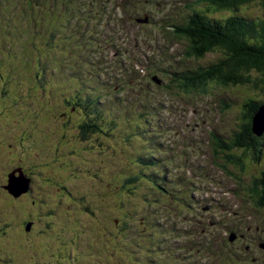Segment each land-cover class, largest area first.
<instances>
[{"label": "rangeland", "instance_id": "obj_1", "mask_svg": "<svg viewBox=\"0 0 264 264\" xmlns=\"http://www.w3.org/2000/svg\"><path fill=\"white\" fill-rule=\"evenodd\" d=\"M22 1L24 4L18 0H4V5L0 3V197L7 193L4 188L10 185L9 175L19 177L20 175L16 173L15 169L22 168L23 163L26 164V168L34 167L33 171H29L30 175L27 174L26 169L23 173L25 172L30 180L32 178L35 181L32 183L31 192L23 195L24 200L21 201L20 206L14 207V204L5 197L0 198V204L3 207V209L0 208V264H151L152 262L163 264V256L166 255V259L169 261L168 254L170 253H174L180 258L187 253V243L178 238L177 241L168 246L165 243V237L162 236L161 229H158V225L166 222L165 228H167L169 224L175 223L178 230L184 231L189 224H183L174 218L160 220L157 212L164 209V205L158 204V200L162 196L165 198L166 196L162 193L156 196L155 189L146 180L142 179L138 183H127L126 178L135 174L134 169L121 170L138 154V142L140 140L146 141L143 151L149 155H151L152 149L148 146L156 145L164 150L160 136L157 135L161 146L149 136L138 135L139 130L144 129L142 125L131 127L127 121L121 122L119 118L115 120L116 125L112 128L110 137L101 138L105 136L102 130L111 129V119H108L106 127L105 120L107 117L93 113L91 103L96 100L93 97L95 95L98 97V93L92 92L91 95L83 93L78 99L73 100L77 110H73L71 105H67L65 101L72 98L75 89L81 90L80 86L84 83L98 78H100L99 82L93 87L113 86L115 88L119 82L124 83V79H126L128 84L134 85L133 88L136 90V94L131 98L144 100V93L141 92L142 85L138 82L139 73L126 70L124 65L122 68H117L116 64L105 63L101 60L103 58L98 55L92 56L97 59L98 63L87 60L84 40L68 31L75 25L77 28L82 25L76 18L78 8L71 10L68 0H53V9L47 7L48 3L51 7V0L48 3L46 0ZM107 1L109 5L105 20L110 21L109 15L113 0ZM177 1L179 0H153V2L150 1L151 3L146 4L145 0H126L125 16L132 21L144 17L145 13L153 15L151 10L158 13L160 5L165 7L162 15H171L176 10H182L179 8L181 6L177 5ZM260 5L252 3L251 6H247L248 14L256 19L262 17L263 8ZM170 9L171 11H169ZM183 10L184 13L187 9L183 8ZM149 25L144 23L143 29L139 31L141 33L138 35L139 38L144 37L147 44L152 41H161L165 46L170 44L168 40H173L170 45L172 48L169 47L174 50L172 53L184 54L186 42L175 39L170 34L159 31V29L155 30ZM131 27H134L132 22ZM91 48L93 51L92 46ZM186 48L189 49L190 46L187 45ZM145 52L147 53L146 49ZM221 57L222 53L213 49L200 63L201 65H208L209 62L216 61ZM153 59L154 57H151L149 61ZM192 61L194 64L196 63L195 60ZM18 81L24 84L19 87L24 90L19 96ZM30 85L31 91L24 102L27 104L32 100V109L31 107H21L23 94ZM178 91L184 98L181 101H170L168 104L172 106V110L185 116L194 112L204 114L200 119L192 117L194 121L207 120L205 114H208L212 118L213 127L218 129L223 140H231L233 134L238 132L240 127L243 132L249 130L248 117L251 116V111L246 107L248 104H252L253 98H257L255 103L264 102V93L261 90L253 89L250 85L238 84L222 87L210 84L207 93L200 92L201 96H198L197 93H189L188 95L179 89ZM122 94L130 97L126 91H123ZM169 94L172 97H181L180 95H173L171 91ZM156 101L158 103L164 102L162 98L157 97L152 101L148 100L147 103H155ZM225 102L228 104L226 107ZM103 103H105L108 111L111 105L103 97L98 101L97 106L101 107ZM112 111H115V108H112ZM116 113L123 115L124 118L127 117L126 109L117 110ZM107 115L109 116V114ZM87 119L95 122L100 132L92 135L96 140L89 144L96 148L85 151L82 143L78 142L72 135L79 136L89 133L90 130L80 129L81 124L85 123ZM169 119L174 122L172 114ZM65 130L67 131L65 132ZM184 134L192 136V134L185 132ZM204 135L207 136L206 133ZM186 145L187 141L180 140L177 149L182 150ZM145 152H141L140 158L137 159L141 171H146L151 164L154 165L149 161L151 158L148 160V156L141 157ZM192 152L194 159H196L198 150ZM236 152L240 154V158H233L232 156L228 164V159L223 154L224 151L218 145L210 146L209 152H207V158L218 169L215 168L216 171H219V190L232 191L230 196L236 209L233 217L230 214L228 217L225 215V218H222L223 214L220 211L222 204L218 203L212 205L208 213L216 212L219 215L218 220L223 221L228 229H234L236 222L239 223L237 230H240L239 227L241 226H249L250 223L264 225L262 206L259 203V207L256 205L255 200L250 196V192H248L249 195L244 196L247 188L251 187L253 179L261 177L260 174L264 170V155L259 160L251 158L260 152L257 145L243 156L241 151ZM156 154L153 157L162 160L165 165H177L180 162L178 156L168 155V159H164L165 154L161 151H157ZM221 161L224 162L225 166L222 165ZM143 162L147 164H143ZM206 163L208 164V162H202L196 167L197 173L204 175L205 172H209ZM22 169L24 170V168ZM101 170L108 177H103L102 179L106 181L103 182L102 186L97 187L98 172ZM150 171L148 170L146 173ZM112 172L116 175L110 178ZM60 179L72 183L69 186L71 190L66 189L68 190L67 193L78 194L82 192L84 193L82 201H88L80 206L76 201L75 204L72 201L71 208L57 205V218H53L47 215L40 203L56 204L54 201L58 199L56 197L58 189L51 186L50 183L58 182ZM107 180H110L111 183ZM113 182L125 185L124 189L119 190L120 197L116 198L120 202L118 206L125 211L127 210L130 216L126 222L127 227H129L126 236L119 237L117 240L106 238L105 233L109 230H99L103 219L97 222V216L93 215V213L103 212L104 199L99 198V204H97V195H101L99 192L105 191L106 195L109 196L112 192ZM208 182V180L203 179L201 183H194V186L203 187L208 185ZM21 184L22 181L15 182L17 188H20ZM126 184L132 185L134 189L129 191L130 188L126 187ZM41 186L47 187L40 190ZM171 188L178 187L175 185L168 187V191ZM33 189L38 195V198L35 199L38 201L37 207L32 203ZM60 195L63 198L70 196L64 192H61ZM177 195L180 198V195ZM194 195L195 193H192L190 197ZM206 197L207 195L204 196V199ZM211 197L215 198V194L212 193ZM195 200L198 203L201 202L198 198ZM24 203L27 205H23ZM178 205V202H175L172 206ZM91 208L94 209L93 212ZM227 208L230 213L231 205H228ZM111 211L122 212L115 209L108 210V212ZM199 211L204 212L201 209ZM119 213L112 214V216L114 218L124 216L123 213L122 215ZM197 213L203 220L202 225L206 224L211 216L212 218L215 217V215ZM77 214L85 215L86 219ZM108 215L109 213H107L106 218ZM88 219L96 223L93 225L91 222H87ZM26 222L27 224L30 223L29 228L25 224ZM106 223L107 219L104 221V224ZM105 228L115 229L118 227L114 225L111 228L108 226ZM147 232L150 233L149 238L145 234ZM235 232L237 231L235 230ZM203 233L195 238L193 235L191 237L194 241L206 240L208 237ZM261 234L263 236L262 241H264V230ZM219 244L228 245L227 250L233 254L229 264H255L244 248L239 247L238 244H229L225 233L220 236ZM147 247L150 250L147 252L148 256L144 253ZM247 248L250 250L253 248L254 257L257 259L256 261H259L257 264H264V250L257 246L254 239L247 242ZM222 250L223 247L221 246L219 251ZM197 260L198 257L189 252L180 260V263L177 262L174 255H172L170 262L173 264H190L197 262ZM210 261L213 264L222 263V260L217 257L212 258L210 256L207 264Z\"/></svg>", "mask_w": 264, "mask_h": 264}, {"label": "trees", "instance_id": "obj_2", "mask_svg": "<svg viewBox=\"0 0 264 264\" xmlns=\"http://www.w3.org/2000/svg\"><path fill=\"white\" fill-rule=\"evenodd\" d=\"M203 1L210 4L207 8H209L212 13L223 16L215 18L208 17V19L199 18L198 21H194L195 29L189 30L191 33L186 32L185 30L181 31L180 28L179 31L181 32H178L177 39L184 38L185 36L188 37V42L191 47V49L188 50L191 52L189 54L197 57V60H202L205 57V54L207 52H212L213 49L219 50L222 53V57L217 62L212 63L207 67H199L194 72H190L194 75L193 78L182 82L185 83L186 87L192 89L193 87L202 85V82L207 84L211 81H215L222 87L231 85L236 86L238 84L250 85L253 89L261 90V92L264 93V0ZM252 3L261 4L260 6L263 8L262 17H257L256 19L248 14V10H246V8L247 6H251ZM20 93L21 91H18V95ZM256 100L257 98H254L251 102L255 103ZM263 103V101H260L259 103H256L255 106L259 108ZM26 107L31 106L26 104L23 108ZM251 127L252 126L250 125L249 130H245L244 132L242 131L241 133L242 137L240 139V147L244 148L246 151H249L255 145L260 148L264 147V134L262 136H258L252 131ZM66 131L67 130H65V132ZM76 140L82 143L83 150H88L89 140L87 138L83 137ZM259 158H261V155ZM23 165L21 167L24 168V170L22 168L20 169L22 171H25L26 169L27 174L30 175L29 171H33L34 167L26 168V164L23 163ZM23 174L25 177L27 176L25 172ZM27 177V179L30 178L29 176ZM30 181V185L32 186L35 179L31 178ZM50 185L55 186L58 189V194L56 196L58 199L54 201L56 204L40 203L45 209L44 211H46L50 217L57 216L58 206H68L71 208L73 205L72 201H74V204L76 201L79 206L88 201H82V196L84 194L82 192H79L78 194H73L72 192L67 193L68 190L66 189L71 190L69 186H71L72 183L66 181L65 179H60L58 182H51ZM46 187L41 186L40 190H43ZM61 192L69 194L70 196L63 198L60 195ZM36 194L37 193H34L32 203L37 207L38 201L35 199L38 198V195ZM262 194L264 195V193ZM259 196V204L264 207V196L261 197V194ZM2 197H5V199L9 202L13 203L14 207L20 206L21 201L24 200L23 195L19 198H14L9 193H5L0 198L2 199ZM111 202H113V200H111ZM23 205H27V203H24ZM107 206L108 210L112 209V204ZM0 208L3 209L1 204ZM91 209L94 211L93 208ZM77 210L79 211V209ZM77 215L86 219L85 215ZM93 215L95 214L93 213ZM115 221V219L111 218V220H109L106 224L102 223V225L106 226L112 222L113 226ZM123 222L124 221L121 219L120 225ZM25 224H27V222Z\"/></svg>", "mask_w": 264, "mask_h": 264}, {"label": "bare ground", "instance_id": "obj_3", "mask_svg": "<svg viewBox=\"0 0 264 264\" xmlns=\"http://www.w3.org/2000/svg\"><path fill=\"white\" fill-rule=\"evenodd\" d=\"M112 27H115V25L113 24ZM224 104H226L225 107L228 105L226 102H225ZM96 109L99 110V111L102 110V108H101L100 106H97ZM101 116L104 117V115H101ZM151 147H152V146H151ZM150 152H151L152 156H154V157H155V155H157V154H156L157 152H156L153 148H152V150H151ZM168 155H172V156H178V157H180V162H179L177 165H179L181 162H183V161L186 159V156H185L184 154L179 153V152H175V151H171V152L165 153V157H164V158H165V159H168ZM259 156H260V155H259ZM192 158H194V157L192 156ZM192 158H191V159H192ZM17 171H18L21 175H23V177L25 178V180L28 181V183L30 184V179H27V178L25 177V175L23 174V171H22L20 168L17 169ZM178 181H179L178 178H177V179H171V180H169V184L174 185V184H176ZM219 187H220V186H219ZM219 191L222 192V190H219ZM27 192H30V188H29V187H28ZM248 192H249V188H247V191L244 192V196L247 195ZM23 195H24V194H23ZM230 198H231V196H230ZM256 199H258V197H256ZM231 201L233 202V199H232V198H231ZM93 210H94V209H93ZM171 210H172L173 212L181 211L182 213H184V215H185L187 218H192V217H193V214H192L193 212H192V211L190 212V210L185 209V208H182V207H179V206H171ZM92 212H93V211H92ZM173 212H172V213H173ZM188 212H189V214H188ZM199 222L202 223V221H200V220H199ZM232 255H233V254H231V252H229L228 250H226V252H225L224 254H222V255L219 256V258L222 260L223 263H226L227 261H229V259H231Z\"/></svg>", "mask_w": 264, "mask_h": 264}, {"label": "water", "instance_id": "obj_4", "mask_svg": "<svg viewBox=\"0 0 264 264\" xmlns=\"http://www.w3.org/2000/svg\"><path fill=\"white\" fill-rule=\"evenodd\" d=\"M264 128V121L260 120L259 122H254V131L255 132H260L262 129ZM257 129H261V130H257ZM19 177H15V176H10V185L9 187H7V189L10 191V193L14 196V197H19L20 195H23L25 193H27L28 187H29V183L28 181L25 180V178L23 177V175H21L19 173ZM16 181H22V184L20 185V188H17L15 185ZM29 228V227H28Z\"/></svg>", "mask_w": 264, "mask_h": 264}, {"label": "clouds", "instance_id": "obj_5", "mask_svg": "<svg viewBox=\"0 0 264 264\" xmlns=\"http://www.w3.org/2000/svg\"><path fill=\"white\" fill-rule=\"evenodd\" d=\"M254 124V120L252 119V125ZM251 125V126H252ZM252 131H253V126L251 127ZM258 149L261 151V148L258 146ZM263 149V148H262Z\"/></svg>", "mask_w": 264, "mask_h": 264}]
</instances>
